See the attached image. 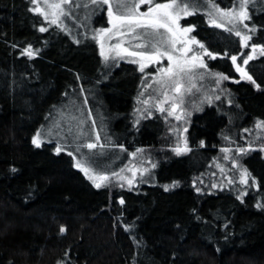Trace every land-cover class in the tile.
Here are the masks:
<instances>
[{
    "label": "trees",
    "instance_id": "1",
    "mask_svg": "<svg viewBox=\"0 0 264 264\" xmlns=\"http://www.w3.org/2000/svg\"><path fill=\"white\" fill-rule=\"evenodd\" d=\"M90 1L66 3L78 6L70 16L81 17L80 27L67 16L64 24L49 23L31 0H0V264H264V207L257 206L264 205V154L238 151L264 145L257 131L264 123V54L245 66L252 83L231 60L247 51L232 30L210 25L203 12L184 19L216 57L206 56L203 68L215 82L206 86L205 109L184 127L189 151L176 154L175 124L153 111L134 119L146 78L135 64L101 58L92 30L107 24L106 6L93 5L89 21L80 6ZM208 1L229 8L238 0L199 3ZM248 12L244 23L256 31L241 24L240 30L252 35L249 45L264 46V0H250ZM29 46L35 56L21 54ZM103 94L111 110L96 100ZM71 96L86 99L93 115H107L110 138L103 140L118 155L112 169L127 164L131 152L149 149L150 177L130 187L97 188L74 167L70 148L56 154L53 140L33 145ZM113 115L119 120L110 128ZM86 119L84 130L92 125ZM225 153L241 156L227 166L234 172L229 184L214 174ZM245 169L243 193L235 180Z\"/></svg>",
    "mask_w": 264,
    "mask_h": 264
},
{
    "label": "rangeland",
    "instance_id": "2",
    "mask_svg": "<svg viewBox=\"0 0 264 264\" xmlns=\"http://www.w3.org/2000/svg\"><path fill=\"white\" fill-rule=\"evenodd\" d=\"M110 2L113 4V10L116 11L115 5L119 2V0H110ZM135 2H139V0H135ZM167 2H169V0L163 2H154L152 0L153 5ZM47 3H62V0H47ZM90 3L92 5L89 4L80 6V10L82 11V17L87 18L89 21H92L95 16L90 15L89 11L91 10V7L93 5L96 6V4H93L91 1ZM128 3H133V0H128ZM213 3L214 2L208 1L206 6L204 7H202L201 3H198L196 12L205 13L208 16V23L210 25L215 26V24L211 22L212 20H215L216 24L223 23L225 25V27L223 28H230L234 33L236 31L242 32L240 30V24H229L228 18L222 17L218 12L215 11V9L212 7ZM240 3L241 0H238L229 8H221L216 3L214 4L222 10H239ZM38 5L41 9H43L44 12H47L49 14L47 21L51 23V20L53 18L51 13L54 10L49 9L46 6L45 0H38ZM36 6V4L32 3V9ZM65 6L67 7L66 4H62V10L65 14H60L59 12L57 13L58 20L56 24H59L60 22L64 24L67 16L71 20L75 19L77 25L83 27L82 25L85 24L83 23V20L81 22V17H78L79 20H77V18H74L75 16H70V13L73 14V11H76L75 9H77L78 6H71L68 9ZM105 6L107 24L100 26L98 25L93 30L90 29L92 30V36L97 43L101 58L107 62L111 61L115 64H120L121 62L132 63L135 64L139 70L140 63L145 64V67L143 69V76L146 78V81L143 84L142 95L137 99V103L135 105L133 114L134 119L136 120L141 116L147 115L145 113L146 111H153V114L158 113L162 115L163 118L166 119L165 121L169 127L172 128V126L175 124L176 128H178V130L176 131L178 139L176 141V146L173 147V152L176 154L185 152L181 151L178 153L176 151V149H183L186 146L183 141L184 127L187 124L188 118L190 116H192L193 114H198L205 109L204 104H207L210 101V98L207 97L208 93L206 86H208L209 88L212 87L215 81H213V78L209 72L205 71L203 68L197 67L193 69L191 77L188 75H183L181 79L182 91L181 93H176L173 91L172 81L168 80L162 75V70L174 65L176 58H181L182 60H191L193 56H198L201 57L205 63L208 58H205L206 55H204V50L199 47V44L187 45V47H191L192 50L187 53L186 57H182V52L174 50L170 43L167 42L169 40V34L164 29H160L158 31V34L156 35L155 40H152L151 36H149L148 39L152 44H156L157 41H161L159 44H157L159 51L170 53L174 58L173 61H169L167 55L161 56L159 57V59L154 61H148L147 59L141 60L139 56H131L128 54L129 52H145L146 54L150 55L152 54L153 49L151 47L147 49L137 47L138 44L145 43V41L135 38L143 35V33L139 29H137L134 34L129 33L128 27L125 25L120 29V31H123L127 34L123 36L119 35L117 29L113 28L111 18L108 16L107 5ZM148 7V4H141L139 10L141 12H144L147 11ZM39 14L44 18L43 14ZM85 14H88V16H85ZM119 14L120 13L117 12V15ZM187 17H182L178 21V24L181 28L193 26L184 23V19ZM103 29H111V31L105 34L101 31ZM192 38H195L192 32L188 33L186 36H180L178 34V42L175 44V49L183 50L186 45L179 41L184 39L190 40ZM195 40L199 41L196 38ZM240 42L243 48H247V51L244 53V55L236 56L237 61L235 64L240 65V67L245 69L246 65L243 64V60L246 59L248 55H253L255 58L261 53L259 50H257L256 53L253 54L251 45L245 47L241 39ZM200 44L202 43L200 42ZM116 45H120V48H116ZM122 49H127L128 51L124 52L122 51ZM101 52H103L104 55H102ZM117 52H119L120 54L117 55ZM105 56L108 57L107 60L105 59ZM197 63H199V61H197ZM161 81L164 82L163 85ZM203 86H205L204 89L202 88ZM189 88H191V91H188ZM108 99L109 98L106 94L99 95L96 98V100L99 101V104H102L101 107H104L105 109V106H107V109L111 110V100L109 101ZM161 108H163L164 111H161ZM100 110L103 111L102 108H100ZM170 112L172 113L171 115L169 114ZM151 114L152 112L149 115ZM177 116H179L180 119H177ZM86 117L90 119L92 125L91 129L84 130L83 126L87 120ZM106 119L107 115L103 114L102 112H97V116L93 115L90 112L89 104L86 99L83 98V100H79L71 96V98H69L67 102V107L65 108V110L57 112V114L53 115L50 118L46 125L42 126L43 128L41 127L42 129L39 128L41 129L39 131L41 133V140H53L56 143V147L60 145L65 149L70 148V152L73 153V155L71 156L73 159L74 167L76 161L80 160L86 167L92 169L94 174L108 177V180L106 181H96L97 183H101L102 186L106 185L109 187H130L128 184L129 180H132V186L135 184L137 179H139L141 182L145 180L146 177H150V175L152 174V159L149 154V149H146L144 151L139 150L135 153L131 152L129 154L131 159L127 164H125L121 169H112L113 164L117 163L118 159V155L114 154V152L112 151L115 150L114 147L117 146H113L109 144L110 142L108 143L103 140L107 137L110 138L109 135H107V130L103 123ZM108 119V127L112 128L116 125L119 117L113 115V117H108ZM171 128H168V133L172 132ZM257 131L259 133H263L264 135V126L257 127ZM97 135L99 136L98 141L96 139ZM89 142L97 143L98 147L96 149L89 150L82 146ZM77 147H79V152L76 151ZM243 149L245 151H248L249 149H259L264 154V145L262 144L254 145L252 147L247 146ZM240 153L241 151L239 152V154ZM227 157L228 154L225 153L224 159L217 161V164L214 167V174L216 178H222L225 184H229L232 180L231 175H234V172L228 171L229 169L227 168V166L229 165V167L232 168L234 167L235 163L239 164L241 162V156H235L233 153L229 154V158ZM81 172L88 179L84 172ZM114 173L116 175H113ZM236 176H238L239 179H236L235 181H237L240 186H244L242 192L245 193V186H247V184L241 182L242 173H238V175ZM120 177H124V179H120ZM88 180L95 186V183L92 180Z\"/></svg>",
    "mask_w": 264,
    "mask_h": 264
},
{
    "label": "snow or ice",
    "instance_id": "3",
    "mask_svg": "<svg viewBox=\"0 0 264 264\" xmlns=\"http://www.w3.org/2000/svg\"><path fill=\"white\" fill-rule=\"evenodd\" d=\"M46 6L49 9H53L51 15H52V24H56L58 20L57 13L64 14L62 10V4L70 3L71 0H62V3H47V0H45ZM93 4H101V5H107V11L108 16L111 18V22L113 25V28L117 29L119 32V35L123 36L127 33L120 31V29L123 26L128 27L129 33H135L137 29H139L143 35L135 37L136 39L143 40L145 43L138 44V48H149L151 47L153 49L152 54L148 55L145 52H129L128 54L131 56H139L141 60L147 59L148 61H154L159 59V57L167 55L169 61H173V56L170 53L167 52H160L159 48L157 47V44H159L161 41H157L156 44H152L151 41L148 39L149 36H151L152 40L156 39V35L158 34V31L160 29H164L169 34V40L167 41L170 43V45L173 47L176 51L182 52V57H186L187 53L190 52L192 49L191 47H187V45L191 44H199V47L204 50V55L211 57L212 59H215L216 57L213 55L212 52L208 51L203 44H200L199 41H196L195 38L192 39H184L180 40L179 42L186 45V47L183 50L175 49V44L178 42L177 37L178 34L180 36H186L188 33H191L194 30V26L190 27H184L181 28L178 24V21L182 17H187L191 15H195L197 11V5L199 3V0H188V2H185V0H169L167 3H158L153 5L152 0H139V2H135L133 0V3L129 4L128 0H119V2L115 5L116 11L113 10V4L110 2V0H91ZM33 4H36L37 6L34 7L32 10L38 13H41L44 15V18L47 20L49 17V14L47 12H44L43 9H41L38 5V0H32ZM248 3L249 0H241V3L239 5V10L236 9H229V10H222L214 3L212 4V7L215 9L216 12H218L222 17L228 18V23H239L243 24L244 29L248 30V33H254L256 31L255 28H249L248 24L244 23V21L250 19L249 12H248ZM141 4H148L149 7L147 11L141 12L140 6ZM117 12L120 14L117 15ZM213 24H215L216 27H225L223 23L216 24L215 20L211 21ZM47 29L44 27H41L39 31L44 32ZM231 31L232 29H228ZM102 33H108L111 31V29H103L101 30ZM248 33H242L240 31H236L235 35L237 37H240L241 41L243 42L245 47H248V41L252 39V35ZM116 48H120V45H116ZM252 53H256L257 50L260 51L261 54H264V46H258V45H251ZM122 51L127 52V49H122ZM22 55H27L29 57L35 56L37 54L36 51H33L31 46H29L27 49H25L22 53ZM102 55H104L103 52H101ZM120 53L117 52V55ZM254 58L253 55H248L246 59L243 60V64L247 65L250 60ZM105 59L107 60L108 57L105 56ZM232 62L235 64L237 61L236 56L231 57ZM199 61V63H197ZM135 62V61H134ZM145 67L144 63H140V70L143 71ZM206 68L207 65L204 63L203 59L198 56H193L191 60L188 59H181L176 58L174 65L170 66L167 69L162 70V75L166 77L168 80L172 81L173 84V91L176 93H181L182 91V85H181V79L183 75H188L191 77L193 73V69L195 68ZM238 72L241 73L242 78L247 79L251 81L252 83H255L252 76L247 73V71L240 67V65H237ZM221 79H227V77H224L220 75ZM218 82V81H217ZM163 85V81H161ZM259 87V85H257ZM188 91H191V88L188 89ZM175 107V106H174ZM161 111H164L163 108L160 109ZM172 114L171 112L169 113ZM177 119H180L179 116H177ZM264 126V123L258 124L257 127ZM186 131V130H185ZM97 141L99 140V136L97 135ZM32 143L37 148L41 146V133L37 131V133L32 138ZM84 148H87L89 150L96 149L98 147L97 143H86L82 145ZM62 151H64V147L58 145L55 148L56 154H60ZM77 152H79V147L76 149ZM176 151L179 153L181 151H189V149L185 146L183 149H176ZM224 151H228L227 149H224ZM241 152H244V149L240 150ZM68 155H73V153H68ZM75 167L80 169L84 172V174L88 177V179L92 180L95 183V186L97 188H100L102 186L101 183H97L96 181H106L108 180L107 176L103 175H96L93 173V170L89 167H86L80 160L76 161ZM13 172L16 171L15 168L12 169ZM113 175H116L115 173ZM249 176V173L247 170H243L242 172V178L241 182L247 184ZM120 179H124V177H120ZM129 186L132 184V180L128 181ZM177 184L174 182L171 185H165L164 190L168 191L172 187H176ZM197 191H200L197 189ZM120 203L123 204L124 201L120 200ZM258 207H264V205H257ZM179 227V226H177ZM66 231V228L64 226L60 227V233H64ZM58 264H62V262H58Z\"/></svg>",
    "mask_w": 264,
    "mask_h": 264
}]
</instances>
